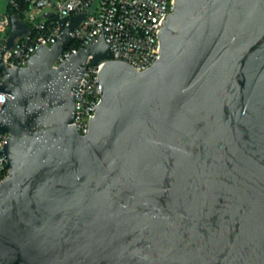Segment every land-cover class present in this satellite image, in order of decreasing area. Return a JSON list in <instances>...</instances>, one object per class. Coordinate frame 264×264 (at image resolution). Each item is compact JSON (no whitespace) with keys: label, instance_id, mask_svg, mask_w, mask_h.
Wrapping results in <instances>:
<instances>
[{"label":"water","instance_id":"water-1","mask_svg":"<svg viewBox=\"0 0 264 264\" xmlns=\"http://www.w3.org/2000/svg\"><path fill=\"white\" fill-rule=\"evenodd\" d=\"M88 14L56 17L22 69L2 60L28 32L9 17L0 264H264V0H175L142 72L104 25L57 64ZM88 60L102 97L82 136Z\"/></svg>","mask_w":264,"mask_h":264},{"label":"built area","instance_id":"built-area-1","mask_svg":"<svg viewBox=\"0 0 264 264\" xmlns=\"http://www.w3.org/2000/svg\"><path fill=\"white\" fill-rule=\"evenodd\" d=\"M8 8L4 13L0 11V38L1 51L6 47L11 34L10 16L17 18L28 29L27 33L18 35L12 47L7 48L2 60L6 68L19 69L27 67V61L33 58L35 50L44 44L50 47L55 43L54 37L60 35L61 24L58 19L76 16L89 11L87 18L71 33L73 41L78 42L80 48L69 49V46L59 57L57 64L64 61L72 53H77L87 47L99 35L103 25L107 31L106 41L111 44L114 52V61L131 65L136 71L142 72L150 68L160 58V37L158 31L163 28L161 21L165 15L172 13L175 0H60L52 4L55 8L53 16L45 13L40 18H32L34 10H41L51 5L50 0H6ZM14 9L19 14L11 12ZM58 19H57V18ZM72 22L68 20L67 26ZM90 59V58H89ZM56 64V65H57ZM104 62L88 63L83 79L76 94V111L74 122L80 135L86 136L89 132L90 119L95 116L94 108L102 97V85L98 72ZM5 71H0V85ZM6 97L0 91V110ZM8 138V133L0 131V151ZM7 158L0 155V182L8 176Z\"/></svg>","mask_w":264,"mask_h":264},{"label":"rangeland","instance_id":"rangeland-1","mask_svg":"<svg viewBox=\"0 0 264 264\" xmlns=\"http://www.w3.org/2000/svg\"><path fill=\"white\" fill-rule=\"evenodd\" d=\"M50 1H51V5L45 6L41 10H37V11L34 10L33 12H31L30 15L32 16V18H40L45 13H52L53 11H55V8L53 7L52 4H57L60 0H50ZM7 8H8V2L6 0H0V11L4 13ZM4 36L5 33H0V38Z\"/></svg>","mask_w":264,"mask_h":264},{"label":"trees","instance_id":"trees-1","mask_svg":"<svg viewBox=\"0 0 264 264\" xmlns=\"http://www.w3.org/2000/svg\"><path fill=\"white\" fill-rule=\"evenodd\" d=\"M12 13L18 15L19 13L17 11H15L14 9L11 10ZM72 48H80V45L78 42L74 41L73 44L69 47V49H72Z\"/></svg>","mask_w":264,"mask_h":264}]
</instances>
